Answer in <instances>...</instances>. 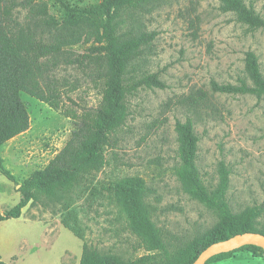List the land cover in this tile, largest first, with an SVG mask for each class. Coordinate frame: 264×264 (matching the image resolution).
I'll list each match as a JSON object with an SVG mask.
<instances>
[{
  "label": "rangeland",
  "instance_id": "1",
  "mask_svg": "<svg viewBox=\"0 0 264 264\" xmlns=\"http://www.w3.org/2000/svg\"><path fill=\"white\" fill-rule=\"evenodd\" d=\"M66 1L85 7L101 0ZM243 1L264 19V0ZM16 9L18 19L25 20L26 11ZM48 12L56 23L40 27L41 36L53 42L65 33V15L52 1ZM121 19L120 34L157 33L127 67V81L155 72L165 86L140 87L127 95L128 116L105 147L100 170L84 174L58 199L39 194L19 217L0 221L4 262L79 264L84 243L123 260L146 253L110 190L113 182L126 176L143 179L144 200L169 250L212 226L215 213L189 197L175 175L179 161L174 126L187 118L198 137L196 166L203 183L208 188L215 185L218 164L223 162L229 169L230 208L238 212L261 206L257 225L264 224V95L211 89L212 81L235 84L245 77L247 51L257 56L264 76V28L253 29L238 21L232 12L221 10L219 0H151L142 8L121 11ZM77 32L80 40L62 46L50 73L60 93L59 109L21 93L29 128L0 145L5 167L19 180L45 166L64 146L74 127L73 115L92 112L100 103L103 80L95 70L91 49L96 43L93 36ZM0 180L7 181L2 174ZM19 198L16 189L0 194V211ZM62 219L82 239L65 228ZM209 264H264V251L239 250Z\"/></svg>",
  "mask_w": 264,
  "mask_h": 264
},
{
  "label": "trees",
  "instance_id": "2",
  "mask_svg": "<svg viewBox=\"0 0 264 264\" xmlns=\"http://www.w3.org/2000/svg\"><path fill=\"white\" fill-rule=\"evenodd\" d=\"M48 1L63 9V30L53 42L41 36L44 25H54L55 19L48 12ZM151 0H101L77 7L66 0H0V145L25 132L30 125L29 113L21 93L59 109L60 93L50 79V73L59 60L62 46L77 43L81 35L77 30L93 36L96 45L93 62L99 78L103 80L101 100L92 111L73 115V129L64 146L41 168L34 169L19 180L4 165L0 156V173L18 185L17 203L0 211V221L17 218L22 208L32 204L39 194L58 199L70 191L84 174L102 168L104 149L112 141L113 133L128 116L126 97L140 87L163 88L165 84L157 73H148L137 79H126L127 67L137 58L140 49L150 43L156 31L120 34L121 11L142 8ZM223 11L232 12L236 19L249 27L264 28V19L243 0H219ZM24 9L25 20H19L16 11ZM245 77L237 83L211 82V89L225 94L264 95V76L257 56L247 51L244 57ZM178 164L175 175L182 190L215 213L217 220L206 230L195 235L182 246L169 250L159 228L153 222L152 209L145 202L146 187L138 176L122 177L112 183L115 203L124 213L129 229L140 240L146 253L132 260H123L109 253H102L88 244L82 245L79 264H193L197 255L209 244L225 240L243 232L264 234V224L257 225L261 206H246L232 211L226 198L229 187V169L223 162L217 167L218 179L212 188L202 181L196 166L198 137L191 119L176 121ZM62 225L74 236L81 234L65 219ZM263 252L255 245H243L232 251L210 257L205 264L231 257L236 251ZM0 264H9L0 257Z\"/></svg>",
  "mask_w": 264,
  "mask_h": 264
},
{
  "label": "water",
  "instance_id": "3",
  "mask_svg": "<svg viewBox=\"0 0 264 264\" xmlns=\"http://www.w3.org/2000/svg\"><path fill=\"white\" fill-rule=\"evenodd\" d=\"M243 245H255L264 251V234L248 231L235 234L225 240L213 242L200 251L193 264H205L210 257L232 251Z\"/></svg>",
  "mask_w": 264,
  "mask_h": 264
},
{
  "label": "crops",
  "instance_id": "4",
  "mask_svg": "<svg viewBox=\"0 0 264 264\" xmlns=\"http://www.w3.org/2000/svg\"><path fill=\"white\" fill-rule=\"evenodd\" d=\"M24 133V132H23ZM16 137V136H15ZM15 137H13V138H15ZM13 138H11L10 140H12ZM9 141V140H8ZM5 144H6V142H5ZM8 148H9V146H7V145H5V149H4V151L5 152H8ZM16 151H18V150H16ZM1 174V173H0ZM4 176V175H3ZM5 177V176H4ZM6 178V177H5ZM7 179V178H6ZM21 180V179H20ZM8 182H10L11 183V185H9L10 183H8ZM10 188V189H9ZM14 189H16V185L12 182V181H10V180H8L7 179V181H4V180H0V194H4L5 192H8V190H11V191H13ZM29 206V204H27L25 207H28Z\"/></svg>",
  "mask_w": 264,
  "mask_h": 264
}]
</instances>
